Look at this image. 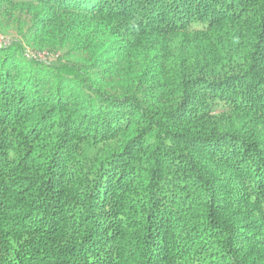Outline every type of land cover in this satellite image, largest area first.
Returning a JSON list of instances; mask_svg holds the SVG:
<instances>
[{"label":"trees","instance_id":"16d2710c","mask_svg":"<svg viewBox=\"0 0 264 264\" xmlns=\"http://www.w3.org/2000/svg\"><path fill=\"white\" fill-rule=\"evenodd\" d=\"M0 33V264H264V0H0Z\"/></svg>","mask_w":264,"mask_h":264},{"label":"rangeland","instance_id":"374dc122","mask_svg":"<svg viewBox=\"0 0 264 264\" xmlns=\"http://www.w3.org/2000/svg\"><path fill=\"white\" fill-rule=\"evenodd\" d=\"M10 36L11 34L3 35L0 33V46L10 43V39H11ZM26 53H28L29 56H26ZM24 56L26 58L39 59V60L41 59L48 62H51L56 59V55H53L50 52L35 51L27 47L24 48Z\"/></svg>","mask_w":264,"mask_h":264},{"label":"built area","instance_id":"2783aa9c","mask_svg":"<svg viewBox=\"0 0 264 264\" xmlns=\"http://www.w3.org/2000/svg\"><path fill=\"white\" fill-rule=\"evenodd\" d=\"M26 56H29L28 53H26Z\"/></svg>","mask_w":264,"mask_h":264}]
</instances>
